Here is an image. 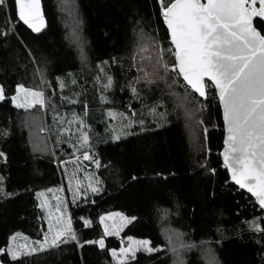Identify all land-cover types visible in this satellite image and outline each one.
Segmentation results:
<instances>
[{
    "label": "trees",
    "instance_id": "1",
    "mask_svg": "<svg viewBox=\"0 0 264 264\" xmlns=\"http://www.w3.org/2000/svg\"><path fill=\"white\" fill-rule=\"evenodd\" d=\"M70 1L68 11L58 0H42L47 24L37 33L19 22L13 0L0 5V32L6 33L0 35L5 95L0 100V248L5 249L0 261L116 264L110 249L126 245V237L133 236L148 239L158 250H139L125 264H172L165 236L178 232L184 244L192 245L180 250L185 264H208L205 249H211L217 264H264V211L230 181L221 161L223 123L214 88L208 83L201 98L172 70L168 80L149 83L145 78L137 49L143 36L156 38L172 57L160 0ZM254 24L264 30L260 20ZM77 34L86 60L81 59ZM30 80L45 95L40 134L47 141L46 152L31 147L24 117L33 107L17 108L11 101L16 85ZM186 98L199 103V109L194 102L188 108L192 116L174 106ZM81 121L88 136L86 150L93 148L100 164L99 183L97 192L88 190L76 198L68 190L62 164L71 154L70 140L76 137L81 144ZM114 132L119 139H113ZM60 185L77 241L68 239L12 260L6 251L12 234L43 237L46 220L38 191ZM113 211L136 219L118 235L104 236L99 217ZM253 220L259 230L249 226ZM102 237L103 249L84 243Z\"/></svg>",
    "mask_w": 264,
    "mask_h": 264
},
{
    "label": "snow or ice",
    "instance_id": "2",
    "mask_svg": "<svg viewBox=\"0 0 264 264\" xmlns=\"http://www.w3.org/2000/svg\"><path fill=\"white\" fill-rule=\"evenodd\" d=\"M14 3L16 16L33 32H39L45 26L40 0H14ZM3 4L4 0H0V5ZM160 14L173 46L170 51L175 57V63L171 65V70H178V75L200 97L207 95L208 84L205 78L214 86L223 110L224 147L220 155L224 167L230 179L239 188L251 193L259 207L264 209V30L254 24V18H259L264 24V0H169L167 3L160 0ZM5 34L0 32V35ZM75 39L81 59L86 60L82 38L77 34ZM159 51L156 64L167 72L169 66L162 62L163 49ZM148 82L151 83L150 80ZM108 86L105 85L106 88ZM131 90L135 95L137 89L132 87ZM3 99L4 89L0 86V100ZM11 101L17 108L45 105L42 91L22 84L16 85V93L11 96ZM127 126H131V121ZM80 127L83 129V121ZM113 139H119L115 132ZM87 142L88 136L82 132L81 145ZM3 155L0 153V156ZM83 158L93 159L88 151L83 152ZM95 163L99 166L98 160ZM88 187L93 193L98 191L91 183ZM40 195L38 192L37 196ZM57 210L61 214L55 224L49 222L48 231L42 240L30 242L31 246L16 245L13 243L15 237H10L7 255L17 260L18 257L56 247L68 239L77 241L71 220L66 218L67 207L61 210L58 202ZM111 217H119V220L109 225L106 221ZM82 219L85 227L90 226L88 219ZM134 219L122 213H107L99 217L104 236L118 235L123 225ZM249 226L260 229V224L255 220ZM181 237L182 234L178 232L168 236L171 245L169 250L176 257L174 264H185L180 250L192 247L184 244ZM127 240V247L122 246L118 252L116 249L110 250L116 264H125L129 258L135 259L138 250L147 253L158 250L151 246L148 239L138 240L129 236ZM84 243H95L101 249L104 248L103 237ZM0 252H5V249L0 248ZM205 254L212 264L214 257L211 249L206 250Z\"/></svg>",
    "mask_w": 264,
    "mask_h": 264
},
{
    "label": "rangeland",
    "instance_id": "3",
    "mask_svg": "<svg viewBox=\"0 0 264 264\" xmlns=\"http://www.w3.org/2000/svg\"><path fill=\"white\" fill-rule=\"evenodd\" d=\"M58 1H60L61 5H63L65 8H67L68 11L70 10L71 7H73V3L70 0H65L67 2L66 4H63V0H58ZM147 35L148 36H143L140 39L139 43H141V44L137 48L138 53H139V61L142 64V68H144V73L148 74L147 76H145V78L148 80H154V79H160L161 77H163L162 79L168 80V78H166V77L168 76V74L171 71L170 63L173 62L174 55L172 54V51H171V55H172V57H171L168 55L169 52H167L166 50H163L164 53H163V61L162 62L169 66V70L166 72L162 68H159L156 64V60H157L158 56L160 55L159 50L161 49V47L158 44V41L156 38H153L149 34H147ZM141 49H144V50L142 51ZM163 49H165V48H163ZM168 49L169 50L172 49L171 45ZM172 82H174L173 83V90H177V88L175 86L176 81H172ZM21 84L24 85L25 87H31V88H34L36 90H39V88H37V85L34 84L33 82H31V80H30V82L27 83V85L24 82H22ZM170 88L172 89V86ZM15 93H16V88H15ZM15 93H14V95H15ZM182 101H183L182 104L180 101H179V103L175 102L174 106L177 107L179 110L183 109L185 114L188 112V114L190 116H192V115H191V112L189 111L188 108H190L191 105H194L193 102L196 104V107L198 109L200 108L199 103H196L195 101H192V103H189L188 98H186L185 100H182ZM32 107L33 108L31 109V111H29L28 116L24 117L25 118V125L27 124L26 126L28 127V129L30 131L29 136H30V140H31V147L34 151L46 152L47 151V141L45 140V136L40 134V132L43 130L42 113H41L43 107L39 104L33 105ZM109 116L114 118L113 119L114 123L118 122L119 119H116L117 117H116L115 113L110 112ZM125 120H126V122L128 121L126 117H125ZM68 125L69 124H67V126ZM117 126L121 127V125H117ZM50 129H51V136H53L52 128L50 127ZM78 129L74 128V131H78ZM82 132L85 133L83 129H82ZM66 137H67V135H66ZM52 139H53V143H55V141H56L55 137H52ZM70 142L72 143L71 152H70L71 154L68 157L67 161L62 164V166H63V169L65 171L66 177H67L66 178V180H67L66 184H67L68 190L70 191L71 195H73L77 198V196L85 195L88 190L91 191L90 188L88 187L89 183H91L92 186L97 187L98 176L96 175L97 174L96 170L100 167V164H99V166H97V164L95 163V161L98 160V158L94 157L93 148H91L90 150H86L88 148V144H85L86 146H82L85 149L81 152V150H80L81 144L79 143V140L76 137H75V142H74V139L70 140ZM84 151H88L90 156L93 159L85 160L83 158V152ZM48 189H52V191H48ZM38 192L41 193L40 196H37L38 197V203H39V206L44 213V217L46 220V222H45L46 226H45V230H44V233H45L48 231L49 222L55 224L57 218L61 214V212L58 211L57 208H58V202H59V207L61 210L63 209V206H64L63 205L64 200H63V194H62L63 189H62V186L60 185L58 187H50V188H47V189H44V190L38 191ZM42 205H46V206H42ZM109 213H122V212L121 211H113V212H109ZM106 214L107 213H105L103 215H106ZM122 214L125 215L124 213H122ZM125 216H127V215H125ZM66 218L69 219L67 213H66ZM114 220L118 221L119 217H111L106 221V223L111 225ZM171 234L172 233L169 232L167 234V236H165L167 241H168V236ZM11 237H15V239L13 240V243L16 245H29V246H31L30 242L36 241V240L30 239V238H28L25 235L20 234V233H16V234L14 233L11 235ZM127 237H129V236H127ZM127 237H126V239H127ZM131 237H133V236H131ZM43 238H44V234L40 240H42ZM133 238L138 239V240L144 239V238H137V237H133ZM174 238H175V236H173V239ZM127 245H128V240H127L126 245H123V247H127ZM121 247L122 246H120L119 248L116 249L117 252L119 251V249ZM170 247H171V245L169 246V248ZM110 250H112V249H110ZM206 250L207 249H205V251L203 252V258L208 264H210L209 257L206 256V254H205ZM170 253L173 254L171 251H170ZM110 254H111V251H110ZM111 257H112V255H111ZM112 259H113V257H112ZM129 259H131V258H129ZM175 260H176V257L173 255L172 264H174ZM0 264H5V263L0 261ZM212 264H217V261L216 260L213 261Z\"/></svg>",
    "mask_w": 264,
    "mask_h": 264
},
{
    "label": "water",
    "instance_id": "4",
    "mask_svg": "<svg viewBox=\"0 0 264 264\" xmlns=\"http://www.w3.org/2000/svg\"><path fill=\"white\" fill-rule=\"evenodd\" d=\"M14 1V0H13ZM258 6V5H257ZM14 10H15V3H14ZM40 11H41V14H42V16H43V18H44V22H45V26H46V24H47V20H46V17H45V15H44V10H43V4H42V0H40ZM16 14V13H15ZM17 17V16H16ZM18 18V17H17ZM255 19H258V20H260L259 18H254V21H255ZM19 20V19H18ZM19 22L24 26V27H26V29H28L30 32H32V33H37V32H33L31 29H29L28 27H27V25H25L22 21H20L19 20ZM44 26V27H45ZM43 27V28H44ZM165 27H166V25H165ZM42 28V29H43ZM41 29V30H42ZM166 29H167V27H166ZM259 29V28H258ZM40 30V31H41ZM39 31V32H40ZM169 41H170V38H169ZM171 47L173 48V46L171 45ZM174 62H175V57H174ZM177 74H178V70H177ZM179 76V75H178ZM181 79H182V81L186 84V82L183 80V77L182 76H179ZM205 80H206V83L208 84H211V82L210 81H208L207 80V78H205ZM187 85V84H186ZM188 86V85H187ZM212 86V85H211ZM189 88H190V86H188ZM213 88H214V86H212ZM191 89V88H190ZM192 90V89H191ZM193 91V90H192ZM194 92V91H193ZM206 92H207V89H206ZM197 94V96H199V94L198 93H196ZM200 97V96H199ZM217 97V96H216ZM201 98H205V97H201ZM217 100H218V105H219V107H220V104H219V98L217 97ZM220 111H221V118H222V123H223V141H224V122H223V110H222V108L220 107ZM223 141H222V144H223ZM223 147H224V144H223V146H222V149H221V151L220 152H222L223 151ZM220 158H221V161H222V163H223V165H224V162H223V157L220 155ZM226 168V167H225ZM227 169V168H226ZM228 172V171H227ZM229 175V174H228ZM229 178H230V176H229ZM230 181L231 182H233L231 179H230ZM234 183V182H233ZM235 184V183H234ZM236 185V184H235ZM238 188H239V186L238 185H236ZM239 189H241V188H239ZM241 190H243L244 192H246L248 195H250L253 199H254V201H255V203H256V200H255V197H253L252 196V194L251 193H249V192H247V190L246 189H241ZM257 204V203H256ZM257 206L259 207V205L257 204ZM260 208V207H259ZM261 209V208H260ZM263 211H264V209H262Z\"/></svg>",
    "mask_w": 264,
    "mask_h": 264
},
{
    "label": "flooded vegetation",
    "instance_id": "5",
    "mask_svg": "<svg viewBox=\"0 0 264 264\" xmlns=\"http://www.w3.org/2000/svg\"><path fill=\"white\" fill-rule=\"evenodd\" d=\"M256 20V19H255Z\"/></svg>",
    "mask_w": 264,
    "mask_h": 264
}]
</instances>
